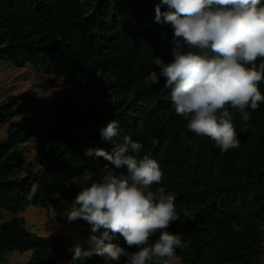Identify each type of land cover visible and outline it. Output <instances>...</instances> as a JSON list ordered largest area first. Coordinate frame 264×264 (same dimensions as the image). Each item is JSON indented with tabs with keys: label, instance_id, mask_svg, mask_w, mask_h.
Listing matches in <instances>:
<instances>
[{
	"label": "trees",
	"instance_id": "trees-1",
	"mask_svg": "<svg viewBox=\"0 0 264 264\" xmlns=\"http://www.w3.org/2000/svg\"><path fill=\"white\" fill-rule=\"evenodd\" d=\"M122 1L0 0V66H31L52 77L49 83L63 78L68 85L51 100L44 130L29 117L0 140V211L13 216L0 223V264H7V254L28 251L33 256L26 264H71V239L39 236L18 215L31 207L66 212L63 202L72 205L80 191L73 178L109 164L85 153L102 148L111 154L113 145L101 140L100 130L112 121L143 144L138 158L151 153L160 164L162 183L151 190L164 187L175 195L180 219L168 230L185 243L175 258L183 264H264V103L246 109L247 123L229 109L240 146L227 153L189 131L188 119L175 113L171 89L152 75L159 72L154 57L172 59L173 29L155 22L160 0ZM259 87L264 94V83ZM33 96L31 90L7 97L0 104V126L23 114L19 104ZM30 143L41 159L38 170L22 169ZM56 220L90 234L83 220ZM112 242L137 251L119 235ZM76 264L105 261L94 254Z\"/></svg>",
	"mask_w": 264,
	"mask_h": 264
},
{
	"label": "clouds",
	"instance_id": "clouds-1",
	"mask_svg": "<svg viewBox=\"0 0 264 264\" xmlns=\"http://www.w3.org/2000/svg\"><path fill=\"white\" fill-rule=\"evenodd\" d=\"M161 5L167 10L161 11ZM155 22L170 25L174 32L171 61L154 57L159 72L152 75L171 89L176 115L187 118V129L211 138L222 153L238 148L229 109L238 110L247 123L251 116L246 109L256 111L264 103L259 87L264 83V2L160 0ZM100 136L113 145L111 154L89 148L85 155L103 157L109 164L96 173L98 179L83 174L72 180L80 191L65 216L69 223L85 221L90 234L74 236L71 264L94 254L105 264H169L185 243L168 230L180 219L175 195L164 187L151 190L162 183L160 164L151 153L138 158L143 144L123 134L118 121L109 122ZM183 215L196 218L188 209ZM118 235L137 251L113 243Z\"/></svg>",
	"mask_w": 264,
	"mask_h": 264
},
{
	"label": "rangeland",
	"instance_id": "rangeland-1",
	"mask_svg": "<svg viewBox=\"0 0 264 264\" xmlns=\"http://www.w3.org/2000/svg\"><path fill=\"white\" fill-rule=\"evenodd\" d=\"M121 1L125 5V1ZM52 77L46 76L28 66L23 69H16L8 63L0 66V104L9 96L17 95L23 92L31 91L34 96L32 101L19 104L23 109V114L10 119L7 123L0 126V140L4 139L9 130L23 123L26 118L33 117L36 120L40 130H44L49 123V104L57 95H63L67 89V82L62 78L55 83H49ZM25 160L22 169L32 166L34 170L41 167V159L35 150L33 143L25 146ZM91 179H98L96 174H88ZM77 186V185H75ZM78 187V186H77ZM65 205L72 206L63 202ZM24 218L27 228L39 236L46 237L53 233H58L63 237L73 241L74 236L80 235L87 237L84 229H78L74 226L59 224L58 216H65V212L57 213L54 210L47 211L43 208L31 207L18 215ZM13 216L5 211H0V223L8 221ZM33 256L32 251L25 253L13 252L5 255L2 263L7 264H26ZM169 264H183L179 259L173 258Z\"/></svg>",
	"mask_w": 264,
	"mask_h": 264
}]
</instances>
